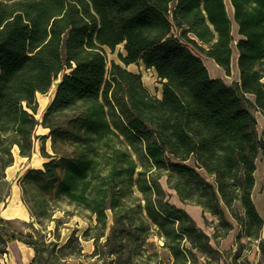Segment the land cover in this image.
<instances>
[{
	"label": "trees",
	"instance_id": "16d2710c",
	"mask_svg": "<svg viewBox=\"0 0 264 264\" xmlns=\"http://www.w3.org/2000/svg\"><path fill=\"white\" fill-rule=\"evenodd\" d=\"M229 2L239 35L231 83L211 77L199 55L230 73L225 0H0V168L12 163L13 146L30 156L35 139L47 158L18 178L32 232L0 218V254L21 240L35 251L31 264H47L34 222L57 228L54 212L66 205L91 220L82 237L102 264H140L151 229L172 264H250L218 247L216 233L235 228L264 256L252 198L264 155L254 114L264 113V0ZM120 44V62H108L106 49ZM139 62L156 73L159 97L127 68ZM55 79L38 120L36 95ZM38 125L47 132L36 135ZM161 176L182 203L218 220L212 237L169 202ZM78 239L73 230L59 248Z\"/></svg>",
	"mask_w": 264,
	"mask_h": 264
},
{
	"label": "rangeland",
	"instance_id": "374dc122",
	"mask_svg": "<svg viewBox=\"0 0 264 264\" xmlns=\"http://www.w3.org/2000/svg\"><path fill=\"white\" fill-rule=\"evenodd\" d=\"M227 5L231 4L229 0H226ZM228 15H231L232 22V35L233 42L232 46V62L230 67V73L226 74L224 69L214 62L213 59L199 54L206 65L210 75H220L227 83H231L234 80L238 79V67L235 63V57L237 56L236 50V40L239 38L237 33V26L233 19V10H230L226 7ZM230 17V16H229ZM124 52L122 44L118 45L114 51L106 49V55L108 62L115 60L120 62L118 53ZM109 64V63H108ZM131 71L138 72L142 76V81L148 91L155 95H161V83L159 82L156 73L153 69L146 68L142 63H132L127 66ZM238 70V73H237ZM58 79H55L46 93H37L38 108L35 114V117L40 120L41 116L49 104L51 98L53 97L54 90ZM257 119V130L261 133L264 130V113L260 111L254 112ZM47 130L44 129L41 125H38L35 134L40 135L46 133ZM40 140L35 139L34 142V152L30 156H21L18 152L17 146H13L12 154L13 161L10 165L4 169L0 168V211L7 203L8 205L13 200L15 204L14 207H22L24 204L19 197L20 190L18 184V178L24 173V171L29 167H40L42 163L47 160L43 157L39 151ZM47 150L50 151V141H46ZM258 164L260 162L264 163V156L260 155L257 159ZM260 191L264 187V172L260 176ZM161 186L164 188L166 197L169 202L183 207L189 212L193 217L196 224L209 236L215 232V225L218 223V220L211 215L209 212H203L202 208L198 205L192 203H182L175 191L169 188L166 184L165 176H161L159 179ZM172 190V191H171ZM15 200V202H14ZM11 203V205H13ZM7 205V206H8ZM181 205V206H180ZM69 211L67 213L66 211ZM108 226L112 223L111 213L109 212ZM54 218H59L60 222L57 224L55 221H47L44 226H40L37 222H34L35 228H37V233L34 232L33 238L37 239L43 248V254L46 256L47 264H102V260L97 257L90 256V253L93 251L94 245L92 239H84L82 237L83 230L91 223V220L88 219L78 210H74L72 206L62 205L54 212ZM3 219V217L0 216ZM18 218V217H14ZM12 225L18 230L21 231L24 235L27 232H32V229L23 223L21 220H26V222L31 221L29 217L25 219H19L15 221L11 218ZM14 220V221H13ZM93 222V221H92ZM76 230V235L79 236L78 242L73 240L72 245L64 249H60L59 246L64 244L68 237L71 235L72 231ZM238 229L228 232V234H222V231H218L216 234V240H218V247L223 251L226 257L234 259L235 255L239 256L240 260H248L250 264H264V256L261 253V250L258 246V240L254 238H245L241 239L236 237ZM52 242H57L55 246L52 245ZM211 242L214 244V238H211ZM80 250V251H79ZM71 253L70 252H74ZM156 253V255H154ZM144 259L139 260L140 264H158V260L162 264H172V256L167 248L163 246V239L156 233V229H151L148 232L147 243L144 246ZM150 256V257H149ZM10 254L8 250L5 253L0 254V264H8L10 262Z\"/></svg>",
	"mask_w": 264,
	"mask_h": 264
},
{
	"label": "crops",
	"instance_id": "0c3cea01",
	"mask_svg": "<svg viewBox=\"0 0 264 264\" xmlns=\"http://www.w3.org/2000/svg\"><path fill=\"white\" fill-rule=\"evenodd\" d=\"M235 58L237 60V56ZM231 62H232V56H231ZM236 65H237V61H236ZM237 73H238V70H237ZM210 76L223 78L220 75H210ZM238 77H239V73H238ZM263 172H264V163L262 164L260 162V164H258L256 160V169L254 171L255 181H254V185L252 188V198H253L257 211L259 212L260 216L263 219L262 228L260 232V238L264 242V187H263V190L260 191V188H261L260 176L262 175ZM19 190H20V187H19ZM19 197H21V192L19 194ZM11 203H13V200L11 201ZM11 203L9 205L7 203L4 207H2L0 211V216L3 217V219L12 221L11 220L12 218L15 221H19L20 218L21 219H25L27 217L30 218L29 211L24 204H22V207L20 206L18 208H15L14 207L15 204L13 203V205H11ZM14 217H18V218H14ZM21 221H26V220H21ZM7 250H8V253L10 254V259H11L10 262L8 261V264H31L32 259L35 256V251L33 247L24 243L21 240H13L9 242L7 244Z\"/></svg>",
	"mask_w": 264,
	"mask_h": 264
},
{
	"label": "bare ground",
	"instance_id": "6f19581e",
	"mask_svg": "<svg viewBox=\"0 0 264 264\" xmlns=\"http://www.w3.org/2000/svg\"><path fill=\"white\" fill-rule=\"evenodd\" d=\"M225 4H226V7L230 10V12H231V8H232V6L230 7V5H227V2H226V0H225ZM230 16V18H231V15H229ZM236 58H235V63H236ZM172 191V190H171ZM181 206V205H180Z\"/></svg>",
	"mask_w": 264,
	"mask_h": 264
}]
</instances>
